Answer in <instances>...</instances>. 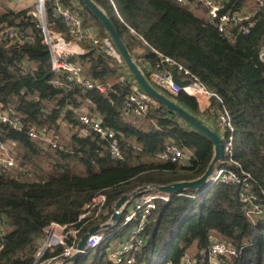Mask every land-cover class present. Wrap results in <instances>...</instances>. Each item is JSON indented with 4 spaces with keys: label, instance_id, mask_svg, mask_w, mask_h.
Segmentation results:
<instances>
[{
    "label": "trees",
    "instance_id": "trees-1",
    "mask_svg": "<svg viewBox=\"0 0 264 264\" xmlns=\"http://www.w3.org/2000/svg\"><path fill=\"white\" fill-rule=\"evenodd\" d=\"M72 1L82 9L83 27L95 31L113 49L106 55L83 43L80 46L88 53L74 59L88 77L106 88L105 93L77 86L54 87L51 82L56 75L51 71L38 20L26 10L0 15V33L14 28L29 38L20 45L0 42L1 109L20 116L26 124L24 131L46 128L59 143L61 128L70 131L66 146H48L46 151L24 132L0 124V141L21 161L11 174H0V264H32L49 224L78 227L85 223L83 234L107 220L122 195L147 185L196 180L213 158L209 138L148 96L149 109L141 117L127 118L131 115L124 113L123 104L131 85L116 81V73L118 66L130 72L107 31L82 1L63 0L67 4ZM92 1L108 17L152 87L144 65H154V52H158L183 65L213 94L203 113L215 121L217 113L227 114L234 136L233 155L219 167L246 178L250 193L264 206V57L260 55L264 49V0L250 22L249 34H234L231 40L222 37L193 3ZM248 1L224 0L225 10L238 11ZM46 11L47 23L63 32L62 22L52 19L49 6ZM161 92L190 114L200 116L194 98L183 92L177 97ZM82 112L115 133L120 159L109 157L106 141L83 134L78 121ZM172 146L182 150L187 165L162 158ZM178 170L188 177L173 178ZM240 190V185L217 183L170 194L168 201L156 199L136 264H180L181 257L191 252L198 261L212 240L236 249L229 264H264V215L255 222L246 218L238 198ZM100 194L106 196L108 216L78 222L84 205ZM121 220L105 231L98 247L87 250L74 264H109L111 242L126 232ZM61 251L58 247L43 259H60Z\"/></svg>",
    "mask_w": 264,
    "mask_h": 264
},
{
    "label": "built area",
    "instance_id": "built-area-1",
    "mask_svg": "<svg viewBox=\"0 0 264 264\" xmlns=\"http://www.w3.org/2000/svg\"><path fill=\"white\" fill-rule=\"evenodd\" d=\"M180 5L196 4V8L204 13L206 19L214 25L218 33L228 40L232 39L234 34H249L250 22L258 8L262 6L261 0H255L252 8H246L245 5L238 11L225 10L224 0H174ZM50 8L53 20L62 22L63 32H57L52 25L47 23L46 7ZM33 18L37 19L43 34V44L47 46L50 60L51 71L56 75L51 82L54 87L77 86L83 90H96L99 93H105L106 88L88 77L85 74L83 66L75 61L77 52L74 50V44L89 43L100 53L111 55L113 49L110 44L97 36L93 30H88L82 24V9L77 1L70 4L63 0H36L35 10L31 11ZM29 40L23 32L14 28H4L0 33V42L6 41L8 45L23 44ZM157 61L154 65L145 64L149 81L159 89L167 92L173 97H177L181 92L196 100L203 112L209 108V100L213 96L191 73L181 64L176 63L171 58L154 52ZM264 57V56H261ZM23 72L27 73V68L23 67ZM172 71H176L180 80H189L188 85H178L172 77ZM131 93L125 98L123 111L128 115L141 117L148 109V100L140 89L132 86ZM79 123L84 127L83 134L94 135L100 140L107 142V154L111 159H120L121 151L117 143V137L112 130L105 129L101 121L92 118L87 114L78 116ZM217 126L223 134V160L218 163L213 175L209 178L208 184L217 183L226 185H240L241 190L238 198L243 205V212L248 220L255 222L256 219L264 215V206L261 205V199L250 193V186L246 178H242L234 171H227L220 168V164L225 158L233 155L234 136L233 126L225 113H217ZM0 124L13 130L24 132L25 135L43 145L51 146L53 149L59 146L55 134L46 128L25 130V122L14 112H8L1 109L0 106ZM182 150L172 146L167 148L163 159L172 163H177L184 158ZM20 159L10 153L9 148L0 141V174L8 175L19 167ZM28 177L29 174H26ZM129 199L119 209L122 226L126 227V232L120 237L119 243L107 252L109 264H136V256L140 253L146 240V228L149 216L156 209L155 200L161 199L168 201L170 194L160 192L155 186L147 185L142 190H134L127 193ZM115 204V203H114ZM114 204L108 216L106 208V196L100 194L92 198L83 207L79 221L88 219L100 220L108 216L107 220L97 225L111 224L114 227L116 223H111L110 217L114 212ZM118 220V221H119ZM80 226H66L58 223H51L44 228V237L36 248L35 260L32 264H51L57 257L43 259L48 255H53L56 248L62 249L60 262L72 257L77 251V244L82 236ZM109 228V229H110ZM108 229H100L88 236L86 240L85 252L98 247ZM1 232V220H0ZM85 233V232H84ZM123 237V238H122ZM2 245H0V250ZM201 257L197 261L193 256L186 253L180 259V264H229V260L236 256V249L223 242L212 240L208 248L200 253ZM62 264V263H61Z\"/></svg>",
    "mask_w": 264,
    "mask_h": 264
},
{
    "label": "water",
    "instance_id": "water-1",
    "mask_svg": "<svg viewBox=\"0 0 264 264\" xmlns=\"http://www.w3.org/2000/svg\"><path fill=\"white\" fill-rule=\"evenodd\" d=\"M83 5L97 18V20L102 24L104 29L109 34L113 44L115 45L119 55L124 61L127 69L129 70L132 78L135 83L138 85L140 90L148 97L152 98L158 104L163 106L167 111L173 113L175 116L183 120L189 126H191L196 131L205 135L212 142L214 146V154L211 162L209 163L204 174L192 181H183L176 182L166 186H155L160 192L165 194H173L177 192H182L185 190H200L204 188L208 184L209 178L213 175L214 170L217 168L219 162L223 160V141L220 136L217 135L216 132L208 128L200 119L190 114L181 106L177 105L173 100L166 97L162 93L155 90L144 77L139 67L136 65L132 56L128 52L126 46L122 42L120 36L116 32L114 26L108 19V17L103 13V11L92 1V0H81ZM31 18H33L32 12L28 14ZM173 80L180 86H186L189 83V80H180L177 76L176 71H172ZM145 187V186H144ZM144 187L137 188V190H142ZM129 199L128 194L122 195L114 204V212L110 217L111 223L118 222L120 218L119 209L122 205ZM111 224H103V225H95L90 227L82 236L77 244L76 253L62 262V264H74L77 259L80 258L82 254L85 253L86 240L89 235L95 233L100 229H109Z\"/></svg>",
    "mask_w": 264,
    "mask_h": 264
},
{
    "label": "crops",
    "instance_id": "crops-1",
    "mask_svg": "<svg viewBox=\"0 0 264 264\" xmlns=\"http://www.w3.org/2000/svg\"><path fill=\"white\" fill-rule=\"evenodd\" d=\"M35 7H36V0H0V15H3L5 13H10V12L17 13V12H21V11H24V10L31 12L32 10H35ZM86 44L90 45L89 43H86ZM73 48L77 52L76 57L79 56V55H84V54L88 53V50H85L82 46H80V44H74ZM137 53H139V52H137ZM260 55L264 56V51L261 52ZM85 74H86V72H85ZM116 81L123 82V83H130L131 88H133L132 86H134V88L140 89L138 87V85L135 83V81L132 78V76L130 75V73H128L124 69V67H122V66H120V67L118 66L117 73H116ZM198 109H199L201 114H200V116H197V118L199 117V119L201 121H203V119L201 117L206 118V120H207L206 122L208 124L209 123H215V120L212 117H210V116H208V115L203 113L202 107H199ZM82 114H87V112H82ZM127 118H131V117L127 116ZM203 123L206 125V123L204 121H203ZM184 159H186V158L184 157L179 162H182ZM118 240L120 241L121 239H117V241ZM119 241H118V243H119ZM61 263L62 262H60V259L57 258L51 264H61Z\"/></svg>",
    "mask_w": 264,
    "mask_h": 264
},
{
    "label": "rangeland",
    "instance_id": "rangeland-1",
    "mask_svg": "<svg viewBox=\"0 0 264 264\" xmlns=\"http://www.w3.org/2000/svg\"><path fill=\"white\" fill-rule=\"evenodd\" d=\"M255 5V0H249L246 4H245V7L246 8H252L253 6ZM33 11V10H32ZM264 51V50H263ZM263 51H261V52H263ZM84 71H85V69H84ZM153 85V84H152ZM153 87L155 88V89H157V90H159L160 92H161V90L158 88V87H156L155 85H153ZM162 93V92H161ZM164 95V94H163ZM146 96V95H145ZM147 97V96H146ZM173 101H175V99H173V98H171ZM202 116V115H201ZM129 117H131V118H134V116H129ZM202 119H203V121L207 124V126L211 129V130H213L214 132H216L217 133V135L218 136H220V137H223V134L220 132V129L218 128V126H217V122L215 121V123H207L206 121V118H203V117H201ZM141 121V120H140ZM202 121V122H203ZM188 129H190V128H188ZM70 133V131L67 129V128H64V127H62L61 128V130H60V132L58 133L59 134V138H58V140H60V143H58L59 145H63V144H65V146H66V144H67V141H66V139L69 137L68 136V134ZM43 149H45L46 151H48L49 150V148H48V145H43ZM39 164L40 165H42L43 167L45 166L44 165V163L42 162V159H40L39 161ZM181 165L182 164H184V165H187L188 164V160L187 159H184L181 163H180ZM183 177H188L187 176V174H184V173H182L181 171H179L178 170V172L176 173V174H174L173 175V178H176V179H178V178H183ZM84 234V233H83ZM123 238V237H122ZM216 239V238H215ZM119 241V240H118ZM118 241H117V239H116V241L114 242H111V246H110V248L112 249V248H114L117 244H118ZM190 255H192L193 256V253L191 252L190 253ZM90 262V259L88 260V263Z\"/></svg>",
    "mask_w": 264,
    "mask_h": 264
}]
</instances>
